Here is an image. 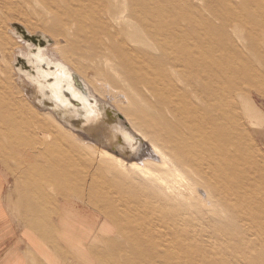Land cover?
<instances>
[{"label": "rangeland", "instance_id": "rangeland-1", "mask_svg": "<svg viewBox=\"0 0 264 264\" xmlns=\"http://www.w3.org/2000/svg\"><path fill=\"white\" fill-rule=\"evenodd\" d=\"M108 11L122 14L121 19L107 17ZM130 13L142 14L151 30L133 49L123 48L132 62L131 88L121 60L99 56L105 53L100 47L104 36L98 38L99 31H113L111 23L118 26ZM14 23L49 35L51 55L99 94L100 80L147 109L152 124L127 103H118L138 133L166 147L189 188L171 193L133 171L108 166L94 147L33 105L15 69L17 55L27 53L28 45L13 35ZM126 23L134 25L127 29L139 31L132 17ZM171 43L183 58V76L193 77L199 95L181 84L190 92L183 102L190 114L179 122L167 106L154 109L144 100H154L149 88L160 92L165 84L164 73L153 72L150 65L167 69L154 61L169 60ZM0 156L18 191L15 200L29 198L31 211L45 206L60 219L67 204L79 213H69L70 226L80 230L91 256L77 264H264V0H0Z\"/></svg>", "mask_w": 264, "mask_h": 264}, {"label": "bare ground", "instance_id": "bare-ground-1", "mask_svg": "<svg viewBox=\"0 0 264 264\" xmlns=\"http://www.w3.org/2000/svg\"><path fill=\"white\" fill-rule=\"evenodd\" d=\"M107 17L116 18L117 20H120L122 17V14L116 13V12H109L106 13ZM133 18L136 20V25L139 28V31L127 29V27H133L134 25L130 23H126V21L130 18ZM143 15L139 14L137 16L133 17V14L130 13L128 15H124V25L123 22L119 23L118 26L113 25L111 23V28H113V31H108L107 33H102L101 31L98 32V38H102L100 44L102 48H104L105 53L102 55H99L103 58H105L108 62L111 60V57L115 59L114 57H117L118 59L121 60L122 66L125 69V80L129 81L128 86L131 88L133 79L131 78V74H129V68L132 66V62L129 61L127 56H125V51H124V46L127 48L133 49V43H139L140 39L142 38V34H150V27L145 24ZM130 22V21H129ZM14 24H12V28L14 29ZM106 25V22H105ZM149 27V28H148ZM110 27H107V29ZM16 29V28H15ZM17 37V36H16ZM53 42V41H52ZM133 46V47H132ZM159 48H164L161 43H158ZM95 47L94 45L92 48ZM97 47V46H96ZM95 47V49H96ZM56 49V48H55ZM29 50V49H28ZM107 50V51H106ZM169 51V60L167 62L161 61L162 59L164 60L165 58L160 59L156 58L154 63H164L166 64V67H161L160 69L159 66L150 65L151 70L153 72L157 71H162L164 73V76H166L165 79V84L161 85V91L159 92L158 90H151L149 88V91L152 93L154 100L148 101L149 99L144 96V100L146 103H149V105L154 108V109H159L160 106H167L169 108V111L171 113L172 117H175V120L177 122L180 121V117H184L185 113L188 115L190 114L189 109L187 110V107L185 108L183 106L184 102V97H187L188 92L183 89V86L181 84L183 82H186L187 85L191 86V92H194L196 96L198 95V88L195 86L193 77L192 76H183L184 72L181 71V66L184 65V61L182 56L180 55L179 48L171 43L167 49ZM55 52V51H52ZM51 52V53H52ZM50 53V45L48 46V49L44 52L45 56H49L51 59L55 60V62L58 63V70L60 71V74L65 79H69L72 75V73H76L77 75H80L81 78L84 80L86 85L88 86V89L92 92L94 96H96L101 104L95 105L94 107L91 105H86V112L87 115L85 116V120L87 121L86 126L80 129L74 128L68 120L63 119L56 110L50 108V107H44L41 106L38 102V98L41 95H45L44 91L40 89L39 85H36L34 82L29 81L26 76L22 75L19 73L17 70L18 74L20 75V82L24 85L25 88H27V97L29 101L42 109L45 112H50L53 114L55 117L56 121L59 122V124L68 131L72 136L76 137V139L80 142L82 141L83 144H89L92 147L95 148V151L98 152V156L101 159H104L108 166L116 167L121 171H133L135 172L139 177H142L143 179L147 180L148 182H151L155 184L157 188H165L171 193H175V191H181L183 189H188V180L184 177L182 173H180L177 169V164L174 163L172 157H170L169 153L165 149L166 147L163 146L161 143H157L150 139L149 136L142 133H138L137 130L135 129V126L133 124L132 119H130L129 115H124L120 108L118 107V103H124L128 104L127 108L134 109L136 112L141 114L144 118L149 120V123L152 124L154 123L155 119L152 117V115L147 111V109H144V107H141L139 103H136L135 101L131 100L128 98L127 92L125 93L124 91H119L116 88L113 87L112 84H109L107 82H100L99 87L102 89V94H99L95 88L92 87V85L87 81V79L82 76L80 73L75 72L64 60L58 59L56 55H51ZM28 52L24 53V55H27ZM69 58V57H68ZM92 61L95 59L94 57L91 58ZM143 72L147 73L145 71L146 69H142ZM157 70V71H156ZM58 73V72H56ZM61 78V77H60ZM59 78V79H60ZM58 79V82H59ZM124 80V79H123ZM118 82V81H117ZM159 83V82H158ZM53 84L51 85V95L49 96L54 102H56L59 105L64 106L66 103L65 97L62 95L61 90L59 89V85ZM165 85V86H164ZM173 90H176L175 92ZM190 93V92H189ZM84 101V100H83ZM190 101L193 103V101L190 99ZM28 102L26 103L27 106ZM207 104V103H206ZM29 106V105H28ZM26 109V108H25ZM35 110V109H33ZM41 111V110H40ZM36 112V111H35ZM27 114V113H26ZM50 115V114H49ZM44 116V115H43ZM17 117V116H16ZM38 117V116H37ZM20 118V117H19ZM47 118V117H46ZM23 119V118H22ZM38 119V118H37ZM51 119V118H50ZM10 121V119H8ZM46 121V120H45ZM49 121V120H48ZM7 122V121H6ZM38 122V121H37ZM47 122V121H46ZM25 123V122H24ZM35 123V122H34ZM39 123V122H38ZM9 124V123H8ZM14 124V123H13ZM47 124V123H46ZM50 124V123H49ZM58 124V125H59ZM30 125V124H29ZM40 124H38L39 126ZM10 126V124H9ZM24 125H22L23 127ZM32 126V125H31ZM37 126V125H36ZM7 127V126H6ZM40 127V126H39ZM56 127V126H55ZM47 128V127H46ZM14 129V128H13ZM42 129V128H41ZM51 129V127L49 128ZM3 130V129H2ZM7 130V129H4ZM46 130V129H45ZM56 130V129H55ZM9 131V130H8ZM6 131V132H8ZM39 131V130H38ZM41 131V130H40ZM53 131V130H52ZM50 131V132H52ZM54 132V131H53ZM9 133V132H8ZM27 133V132H26ZM30 133V132H29ZM64 133V132H63ZM10 134V133H9ZM59 134V133H58ZM62 134V133H60ZM65 134V133H64ZM63 134V135H64ZM37 135H39L37 133ZM4 136V135H3ZM22 136V135H21ZM53 136V135H52ZM9 137V136H8ZM11 137V136H10ZM25 135H23V138ZM32 137V136H31ZM14 138V137H13ZM53 138V137H52ZM51 138V139H52ZM60 139V138H59ZM73 139V138H72ZM63 140V139H62ZM61 140V141H62ZM66 139H64L65 141ZM75 140V139H73ZM5 141V140H4ZM33 141V140H32ZM42 141V140H41ZM54 141V139H52ZM60 141V142H61ZM63 141V142H64ZM72 141V140H71ZM35 142V141H34ZM76 142V140H75ZM15 143V142H14ZM39 143V142H38ZM68 143V142H67ZM77 143V142H76ZM6 144V143H5ZM56 144V143H54ZM62 144V143H61ZM18 145V144H17ZM51 145V144H50ZM63 145V144H62ZM78 145V144H77ZM10 146V145H9ZM8 146V147H9ZM14 146V145H11ZM20 146V145H18ZM33 146V145H32ZM59 146V145H58ZM61 146V145H60ZM87 146V145H86ZM38 147V146H37ZM56 147V146H55ZM7 148V147H6ZM53 148V147H52ZM30 149V148H29ZM54 149V148H53ZM56 149V148H55ZM75 149V147H74ZM11 150V149H10ZM21 150V149H20ZM26 150V149H25ZM33 150V149H32ZM66 150V149H65ZM64 150V151H65ZM84 150V149H83ZM88 150V149H87ZM41 151V150H39ZM59 151V150H58ZM62 151V150H61ZM72 151V150H71ZM78 151V150H75ZM94 151V152H95ZM10 152V151H9ZM24 153V152H23ZM27 153V152H26ZM96 153V152H95ZM13 154V153H12ZM34 154V153H33ZM42 153H40L41 155ZM61 154V153H60ZM76 154V153H75ZM84 154V153H83ZM81 154V155H83ZM78 155V154H77ZM80 155V156H81ZM26 156V154H25ZM29 156V155H28ZM27 156V157H28ZM68 156V155H67ZM79 156V155H78ZM96 156V155H95ZM94 156V157H95ZM1 157V156H0ZM45 157V156H44ZM43 157V159H44ZM54 157V156H53ZM57 157V156H56ZM65 157V156H64ZM84 157V156H83ZM59 158V157H58ZM61 158V157H60ZM67 158H73V156H69ZM92 158V157H91ZM17 159V157H16ZM34 159V158H33ZM53 159V158H52ZM50 158V160H52ZM77 159V158H76ZM45 160V159H44ZM81 160V159H80ZM38 161V160H37ZM47 161V160H46ZM72 160L71 162H73ZM76 161V160H75ZM99 161V160H98ZM52 162V161H51ZM50 162V163H51ZM91 162V161H90ZM94 162V161H93ZM104 162V161H103ZM39 162H37L38 164ZM48 163V162H47ZM45 163V164H47ZM77 163V162H76ZM75 163V165H77ZM82 163V162H81ZM95 163V162H94ZM105 163V162H104ZM21 164V163H20ZM31 164V163H30ZM34 167H36V165ZM41 164V163H40ZM67 164V163H66ZM74 164V162L72 163ZM106 164V163H105ZM44 165V164H43ZM71 165V164H70ZM66 166V165H65ZM69 166V165H67ZM66 166V167H67ZM96 166V165H95ZM40 167V166H38ZM51 167V166H50ZM58 167V166H57ZM72 167V166H71ZM27 170L29 169L26 167ZM25 168V169H26ZM68 168V167H67ZM108 169V167H106ZM39 169V168H36ZM61 169V168H60ZM75 168H73L74 170ZM35 169H32V171ZM77 170V169H75ZM74 170V171H75ZM94 170V169H93ZM111 170V169H110ZM117 170V169H116ZM63 171V170H62ZM65 171V169H64ZM67 171V170H66ZM41 172H43L41 170ZM40 172V173H41ZM118 172V171H117ZM37 173V172H36ZM73 173V172H72ZM127 173V172H126ZM130 173V172H129ZM29 174V173H28ZM69 174V173H67ZM91 174H93L91 172ZM90 174V175H91ZM41 175V174H40ZM77 175L79 173L77 172ZM31 176V175H30ZM47 176V175H46ZM51 176V175H49ZM83 176V175H82ZM94 176V175H93ZM26 177V175H25ZM42 178V176H40ZM39 177V178H40ZM21 178V177H20ZM46 178V177H45ZM78 178V177H77ZM38 179V178H37ZM49 179V178H48ZM61 179V178H60ZM104 179V178H103ZM103 179L101 181H103ZM127 179V178H126ZM131 179V178H130ZM29 180V179H28ZM41 180V179H40ZM59 180V179H58ZM71 180V179H70ZM38 181V180H37ZM44 181V180H43ZM52 181V180H49ZM47 181V182H49ZM57 181V180H56ZM73 181V180H72ZM95 181V180H93ZM127 181V180H126ZM46 182V181H44ZM61 182V181H60ZM63 182V181H62ZM104 182V181H103ZM99 183V182H98ZM107 184V182H105ZM123 183V182H122ZM59 185V183H57ZM62 184V183H61ZM100 184V183H99ZM115 184V183H114ZM125 184V183H124ZM129 184V183H128ZM132 184V183H131ZM56 185V184H54ZM63 185V184H62ZM77 185V184H76ZM117 185V183H116ZM75 186V184L73 185ZM90 186V185H89ZM132 186V185H131ZM33 187V186H32ZM66 187V186H65ZM92 187V186H90ZM109 187V186H108ZM111 187V184H110ZM116 187V186H115ZM118 187V186H117ZM116 187V189H118ZM35 188V187H33ZM67 188V187H66ZM95 188V187H94ZM105 188V187H104ZM103 188V189H104ZM123 188V187H122ZM126 189L128 187H125ZM141 188V186H140ZM81 189V188H80ZM89 189V188H88ZM121 189V187H120ZM129 189V188H128ZM128 189L126 191H128ZM101 190V189H100ZM113 190V189H112ZM153 190V189H152ZM35 191V190H34ZM33 191V192H34ZM89 191V190H88ZM96 191V189H95ZM104 191H106L104 189ZM116 191V190H115ZM146 191V190H145ZM143 190V192H145ZM31 192V191H30ZM37 192V191H36ZM39 192V191H38ZM98 192V191H97ZM119 192V191H118ZM148 192V191H147ZM35 193V192H34ZM94 193V192H93ZM100 193V192H99ZM122 193V192H121ZM37 194V193H36ZM34 194V195H36ZM110 194V192H109ZM112 194V193H111ZM116 194V193H113ZM123 194V193H122ZM126 194V193H124ZM147 194V193H146ZM145 194V195H146ZM153 194V193H152ZM103 194H101L102 196ZM106 195V194H105ZM131 195V194H129ZM141 195V192H140ZM144 195V196H145ZM148 195V194H147ZM151 195V194H150ZM115 196V195H114ZM117 196V195H116ZM123 196V195H122ZM28 197V196H27ZM31 197V196H29ZM110 197H113L110 196ZM121 197V196H120ZM32 198V197H31ZM104 199L106 197H103ZM102 198V199H103ZM116 198V197H115ZM122 198V197H121ZM135 198V197H134ZM133 198V199H134ZM137 198V197H136ZM140 198V197H139ZM142 198V197H141ZM29 199V198H28ZM98 199V198H97ZM103 199V200H104ZM113 199V198H112ZM124 199V198H123ZM128 199V198H127ZM145 199V198H144ZM30 200V199H29ZM102 200V201H103ZM115 200V199H114ZM135 200V199H134ZM139 200V199H138ZM93 202V200H91ZM90 201V202H91ZM100 201V200H99ZM113 201V200H112ZM127 201V200H126ZM146 201V200H145ZM148 201V200H147ZM146 201V202H147ZM32 202V201H30ZM95 202V201H94ZM93 202V203H94ZM111 202V201H110ZM117 202V201H115ZM141 202V201H140ZM144 202V201H143ZM142 202V203H143ZM33 203V202H32ZM32 203H30L32 205ZM97 203V201H96ZM107 203V202H106ZM114 203V201H113ZM112 203V204H113ZM124 203V202H123ZM127 203V202H126ZM129 203V202H128ZM110 204V203H108ZM111 204V205H112ZM147 204V203H146ZM117 205V204H116ZM120 205V204H118ZM145 205V204H144ZM123 206V204H122ZM139 206V205H138ZM34 206H32L33 208ZM97 207V206H96ZM106 207V206H105ZM108 207V206H107ZM112 207V206H111ZM125 209V206H123ZM128 207V206H126ZM131 207V206H130ZM135 207V205H134ZM133 207V208H134ZM149 207V204H148ZM110 208V207H109ZM117 208V207H116ZM136 208V207H135ZM143 208V207H142ZM151 208V206H150ZM158 208V207H157ZM99 209V208H98ZM107 209V208H106ZM118 209V208H117ZM129 209V208H128ZM137 209V208H136ZM109 210V209H108ZM155 210V209H154ZM116 211V210H115ZM123 211V210H121ZM128 211V210H127ZM132 211V210H131ZM139 211V210H138ZM126 212V210H125ZM142 212V211H141ZM140 212V213H141ZM151 212V211H150ZM117 213V212H115ZM128 213V212H126ZM137 213V212H136ZM157 213V212H156ZM103 214V213H102ZM120 214V213H118ZM123 214V213H122ZM152 214V213H151ZM140 215V214H139ZM150 215V214H149ZM148 215V216H149ZM158 215V214H157ZM136 216V215H135ZM138 216V215H137ZM113 217V216H112ZM134 217V216H133ZM141 217V215H140ZM132 219V218H131ZM120 220V219H119ZM118 220V221H119ZM138 220V219H137ZM150 220V219H149ZM147 220V222H149ZM55 221V220H54ZM115 221V217L114 220ZM122 221V220H121ZM126 221V220H125ZM160 221V220H159ZM136 222V219H135ZM119 223V222H118ZM117 223V224H118ZM124 223V221L122 222ZM126 223V222H125ZM159 223V222H158ZM138 224V223H136ZM150 224V223H149ZM115 225V224H114ZM134 225V224H133ZM142 225V224H141ZM143 226V225H142ZM146 226V225H145ZM156 226V225H155ZM127 227V226H126ZM136 227V226H135ZM153 227V226H152ZM139 228V227H137ZM143 228V227H142ZM155 228V227H154ZM157 228V227H156ZM135 229V228H132ZM158 229V228H157ZM121 230V229H120ZM119 230V231H120ZM141 230V229H140ZM139 230V231H140ZM143 230V229H142ZM149 231V230H148ZM151 231V230H150ZM133 232V231H132ZM138 232V231H137ZM153 233V232H152ZM157 233V232H156ZM138 234V233H136ZM123 235V234H122ZM133 235V234H132ZM135 235V234H134ZM143 235V234H142ZM139 236V235H138ZM144 236V235H143ZM147 237V236H146ZM124 238V237H123ZM136 238V237H135ZM134 238V239H135ZM126 239V238H125ZM113 243V242H112ZM116 242H114L115 244ZM125 243V242H124ZM132 243V242H131ZM111 245V243H109ZM118 245V244H117ZM125 245V244H124ZM130 245V243H129ZM143 245V244H142ZM110 247H113L110 246ZM119 247V246H118ZM116 247V248H118ZM121 247V246H120ZM119 247V248H120ZM143 247V246H142ZM128 248V245H127ZM52 249V248H51ZM132 249V248H131ZM134 249V248H133ZM114 250V249H111ZM121 251V249H119ZM148 250V249H147ZM127 251V249H126ZM139 251V250H137ZM135 251V252H137ZM122 252V251H121ZM103 253V252H102ZM101 253V254H102ZM109 253V252H108ZM111 253V252H110ZM115 253V252H114ZM117 253V251H116ZM120 253V252H119ZM134 253V252H133ZM139 253V252H138ZM137 253V254H138ZM99 254V253H98ZM113 254V253H112ZM111 254V255H112ZM124 254V252H122ZM132 254V253H130ZM129 254V255H130ZM136 254V253H134ZM126 255V254H125Z\"/></svg>", "mask_w": 264, "mask_h": 264}, {"label": "crops", "instance_id": "crops-1", "mask_svg": "<svg viewBox=\"0 0 264 264\" xmlns=\"http://www.w3.org/2000/svg\"><path fill=\"white\" fill-rule=\"evenodd\" d=\"M12 183L11 172L0 162V264H77L91 256L80 230L70 226V214L79 217L76 209L67 204L61 219L45 206L31 211L29 199L15 200Z\"/></svg>", "mask_w": 264, "mask_h": 264}, {"label": "water", "instance_id": "water-1", "mask_svg": "<svg viewBox=\"0 0 264 264\" xmlns=\"http://www.w3.org/2000/svg\"><path fill=\"white\" fill-rule=\"evenodd\" d=\"M15 28L13 35L19 37L22 41L25 40L29 49L27 55L23 53L17 55L15 69L26 76L29 81L39 85L40 89L44 91L45 95L40 94L38 98L39 104L56 110L58 115L68 120L74 128L85 127L87 112L84 103L93 107L95 105L100 107L101 104L98 98L88 89L80 75L72 73L69 79L62 78L58 70V63L49 56L44 55V52L53 41L49 35L43 32L32 34L25 26L18 23H15ZM56 83H58L57 85H59V89L66 99L64 106L57 104L49 97L51 95L50 86Z\"/></svg>", "mask_w": 264, "mask_h": 264}]
</instances>
